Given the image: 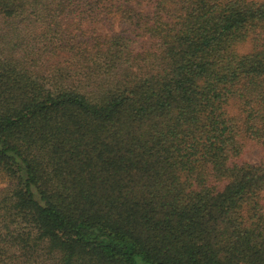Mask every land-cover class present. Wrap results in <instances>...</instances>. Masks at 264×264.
Returning a JSON list of instances; mask_svg holds the SVG:
<instances>
[{
  "label": "trees",
  "instance_id": "16d2710c",
  "mask_svg": "<svg viewBox=\"0 0 264 264\" xmlns=\"http://www.w3.org/2000/svg\"><path fill=\"white\" fill-rule=\"evenodd\" d=\"M244 136L264 0H0V264H264Z\"/></svg>",
  "mask_w": 264,
  "mask_h": 264
},
{
  "label": "rangeland",
  "instance_id": "374dc122",
  "mask_svg": "<svg viewBox=\"0 0 264 264\" xmlns=\"http://www.w3.org/2000/svg\"><path fill=\"white\" fill-rule=\"evenodd\" d=\"M94 27H98L100 31H105L108 30L111 26L113 29L117 30L120 28H126L125 25H122L119 20L117 15H110V20H104L101 22H94L92 24ZM142 33L140 30H134L131 35L134 39L133 42V48L135 51H141L145 48H148L150 45V39L145 36L141 35L138 33ZM251 48V43L247 39L244 42H241L236 45V50L239 53H245L249 51ZM240 160L247 161L249 163H258L260 161H264V142L258 139H254L248 136H244L242 138V152L239 157ZM7 183L6 179L2 177L0 174V186H3ZM211 183H216L219 188H221L225 181L224 180H213L211 179ZM261 202L262 205L264 206V192L261 194Z\"/></svg>",
  "mask_w": 264,
  "mask_h": 264
}]
</instances>
